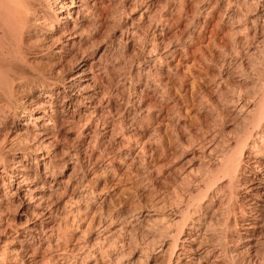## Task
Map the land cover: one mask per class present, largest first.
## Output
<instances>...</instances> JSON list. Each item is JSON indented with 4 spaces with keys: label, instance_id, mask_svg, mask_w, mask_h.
I'll list each match as a JSON object with an SVG mask.
<instances>
[{
    "label": "rangeland",
    "instance_id": "obj_1",
    "mask_svg": "<svg viewBox=\"0 0 264 264\" xmlns=\"http://www.w3.org/2000/svg\"><path fill=\"white\" fill-rule=\"evenodd\" d=\"M97 7L0 97V157L32 150L34 197L4 211V259L264 264V0Z\"/></svg>",
    "mask_w": 264,
    "mask_h": 264
},
{
    "label": "bare ground",
    "instance_id": "obj_2",
    "mask_svg": "<svg viewBox=\"0 0 264 264\" xmlns=\"http://www.w3.org/2000/svg\"><path fill=\"white\" fill-rule=\"evenodd\" d=\"M104 1L105 0H0V97L9 96L11 93L9 87L11 88L14 84H21L28 81V78L17 75L18 72L16 73V71L18 69L14 70L16 69L15 67L18 68L20 66L19 69H21V67H25L33 70L32 72H37L38 74L41 71L43 72L46 68H42L41 63L39 62H31V60H29L31 55L35 54L37 51H41L39 49L44 48V44H50L48 47L49 49L60 44V42L64 39L70 38V36L72 37L74 29L77 27L78 29L81 28V30L85 31V24L89 16L91 18H102L103 15L98 12L99 8L97 6ZM47 10L51 11L52 15L48 14ZM91 21L88 22L91 24ZM89 23H87V27ZM99 29L100 28L98 27V30ZM56 34L57 36L54 37ZM54 50V53L61 54L63 49L62 47L57 48L56 46V49ZM40 55H42V53ZM84 59L85 58L79 60V62L83 64V67L88 65L89 68L92 69L91 64L93 59H91L90 64H88L89 61H85ZM14 114L16 115V112H14ZM247 114L249 113H246V116ZM8 115L9 114H7L6 110L3 109V107H0V116L3 117L1 122H5V118ZM246 116H244V118H246ZM36 120L40 121V127H45L49 123L47 119L45 120L42 117H38ZM41 133L34 135V138H32L34 140H42L43 134ZM38 144L37 146H40L42 150L44 144L41 142ZM17 148L19 147L17 146ZM27 150L30 149L27 147L24 153L21 154L20 161L13 162L12 164L14 165L12 166L7 165V160L0 157L2 161V163H0L2 165V169L0 170V223L5 220L4 211H7L8 209L10 210V206L13 205V202L18 200V204L20 203L19 205H24L25 201L29 202L34 200V197L31 195L32 190L26 188L28 183L27 169L21 165L25 162V160H27L26 152H32V150ZM38 154L41 153L39 152ZM42 157L43 156L40 155V157L36 156L34 159L39 160L43 165L48 164ZM3 254L5 253L2 250L0 252V261H3V264H8V260H16L12 257L6 261Z\"/></svg>",
    "mask_w": 264,
    "mask_h": 264
}]
</instances>
